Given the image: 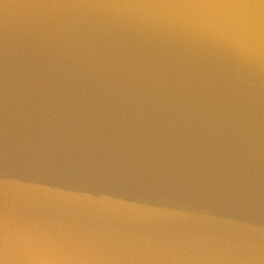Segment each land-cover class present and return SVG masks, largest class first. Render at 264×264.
<instances>
[{
    "label": "water",
    "instance_id": "1",
    "mask_svg": "<svg viewBox=\"0 0 264 264\" xmlns=\"http://www.w3.org/2000/svg\"><path fill=\"white\" fill-rule=\"evenodd\" d=\"M0 264H264V0H0Z\"/></svg>",
    "mask_w": 264,
    "mask_h": 264
}]
</instances>
